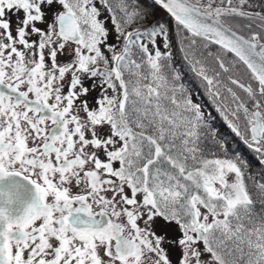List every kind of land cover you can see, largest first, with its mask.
I'll list each match as a JSON object with an SVG mask.
<instances>
[{
  "label": "snow or ice",
  "instance_id": "snow-or-ice-1",
  "mask_svg": "<svg viewBox=\"0 0 264 264\" xmlns=\"http://www.w3.org/2000/svg\"><path fill=\"white\" fill-rule=\"evenodd\" d=\"M154 4L171 26L139 0H0V264H264V180L171 50L264 167V3Z\"/></svg>",
  "mask_w": 264,
  "mask_h": 264
},
{
  "label": "trees",
  "instance_id": "trees-1",
  "mask_svg": "<svg viewBox=\"0 0 264 264\" xmlns=\"http://www.w3.org/2000/svg\"><path fill=\"white\" fill-rule=\"evenodd\" d=\"M147 1L153 2V0H147ZM139 2L141 4V7H143L146 11L152 13L153 20L161 19V16H156L155 14H153L154 12L153 10H149L148 7H151V6L146 2V0H139ZM252 3L259 6L262 3H264V0H252ZM257 9L260 10L259 7ZM162 19L166 20L168 25L171 26L172 24L171 19L169 20L167 18H162ZM157 42L158 44H160V47L163 48L162 41L159 38H157ZM113 43H115V40L113 41ZM173 43H175L176 52L174 51ZM164 50H165L164 48L163 50L161 49V51H164ZM171 50L173 52L174 66L182 74V82H185L186 84H188L189 89L192 93L193 101L195 103H201L202 111L205 112L206 116L209 113H211V116L213 117L211 121V126L212 128L218 130L217 132L218 135L224 136L227 139L229 152L231 153L232 150L235 149L236 151L241 153V155L244 157V159L248 163V168L246 169V171L251 172L255 180L257 181L264 180V167H262L260 163L258 162L259 157L254 151L248 149L244 144L240 142V140L227 127V125L221 119L219 114L209 104L207 98L204 96L203 90L199 86L198 81L194 77L191 76V74L188 71L187 65L181 59V54L177 47L176 40L172 41ZM217 154L219 155L220 153L217 152ZM257 208H259V205H257Z\"/></svg>",
  "mask_w": 264,
  "mask_h": 264
},
{
  "label": "rangeland",
  "instance_id": "rangeland-1",
  "mask_svg": "<svg viewBox=\"0 0 264 264\" xmlns=\"http://www.w3.org/2000/svg\"><path fill=\"white\" fill-rule=\"evenodd\" d=\"M146 2L151 6V7H148L149 8V10H153L154 12H153V14H155L156 16H161V19L162 18H167L168 20L169 19H171L169 16H168V14L165 12V11H163L162 9H160L158 6H156L155 4H154V1L152 2V1H147L146 0ZM99 6V5H98ZM21 15V18L23 17V13H21L20 14ZM108 15V13L106 12V11H104L103 12V14H102V16H101V19H104V17L105 16H107ZM158 18V17H157ZM12 20H13V31H14V34H15V20H16V17L15 16H13L12 17ZM172 21V20H171ZM38 27H43V25H37ZM108 28H109V30H110V35H109V37H108V42L109 43H113V41L115 40V34H114V32H112L111 31V29H112V25H111V22L109 21L108 23H107V25H106ZM32 39H36V37L35 36H33L32 37ZM175 39H173V41H174ZM158 43V42H157ZM177 44V43H176ZM158 45H160V44H158ZM149 47L151 48L152 46L151 45H149ZM173 48H174V51L176 52V48H175V43H173ZM162 50H163V48H161ZM217 50V46H212L211 47V51H213V52H215ZM229 55H228V59H229ZM63 59V58H62ZM230 59H232V57H230ZM211 62V61H210ZM240 68L242 69L243 67H238L237 66V69L235 70L237 73L239 72V70H240ZM225 75H227V74H224L223 76L224 77H222V79H223V81L226 79V76ZM241 75H242V73H241ZM244 77H246V76H244ZM92 80H85L84 81V86L85 87H89V88H91V85H92ZM99 92H100V88L99 87H97L96 89H95V91H90V93H89V96L88 97H82V98H87V99H89V101H92L93 100V98H95L98 94H99ZM109 95H111V90H109ZM231 179V178H230ZM128 190L126 189V192H127ZM128 194L129 195H131V193L130 192H128ZM110 195V194H109ZM156 230H157V233L158 234H164V233H166L167 234V236H168V238H170V239H175L178 235H179V233H178V231H177V228H176V226L174 225V224H171V225H164L163 224V222L162 221H157V224H156ZM167 249H168V251H169V255H170V258L172 259V261H173V264H175V262L178 260V258H179V256H180V251H179V249H177V248H173L171 245H166L165 246Z\"/></svg>",
  "mask_w": 264,
  "mask_h": 264
},
{
  "label": "flooded vegetation",
  "instance_id": "flooded-vegetation-1",
  "mask_svg": "<svg viewBox=\"0 0 264 264\" xmlns=\"http://www.w3.org/2000/svg\"><path fill=\"white\" fill-rule=\"evenodd\" d=\"M256 10H259V9H256ZM213 46L215 47V45H213ZM228 55H229L230 57H232V54H231V53H229ZM230 57H229V59H230ZM232 58H233V57H232ZM237 66H238V67H244L243 65H237ZM240 69H241V68H240ZM218 70H219V69H218ZM224 74H227V75H225V76H226V79L224 80V82H225V83H228L227 77H228L229 75L236 76V75H237V72H236L235 70L230 71L229 73H223V72H222V73H221V78L224 77V76H223ZM241 82H245V83H247V82H248V76L243 77V79H242ZM229 86L233 87V89H234L235 91H237L238 94H240L241 96H245V93H243L242 90L236 88L235 85H230V84H229ZM253 86L255 87V84H254Z\"/></svg>",
  "mask_w": 264,
  "mask_h": 264
},
{
  "label": "water",
  "instance_id": "water-1",
  "mask_svg": "<svg viewBox=\"0 0 264 264\" xmlns=\"http://www.w3.org/2000/svg\"><path fill=\"white\" fill-rule=\"evenodd\" d=\"M154 1V0H153Z\"/></svg>",
  "mask_w": 264,
  "mask_h": 264
}]
</instances>
